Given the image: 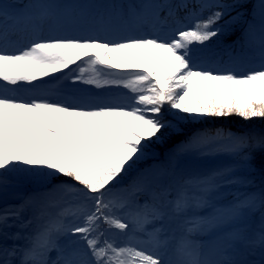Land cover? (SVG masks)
Returning <instances> with one entry per match:
<instances>
[{
  "label": "rangeland",
  "instance_id": "rangeland-1",
  "mask_svg": "<svg viewBox=\"0 0 264 264\" xmlns=\"http://www.w3.org/2000/svg\"><path fill=\"white\" fill-rule=\"evenodd\" d=\"M49 5L54 18L43 28L39 24L33 36L15 35L12 20H0V148L29 150L31 143L23 129L37 136L35 133L47 129L51 120L55 125L74 121L104 136L107 127L119 120L129 121L136 113L137 75L124 79L105 76L99 58L115 63L127 47L146 51L150 44L176 49L168 33L142 31L134 36L141 37L136 41L128 35L121 37L118 24L103 27L101 20H96V26L85 25V18L96 8L94 0H52ZM5 9L4 0H0V11ZM74 9L79 13L76 16ZM259 14L249 56L239 57L246 60L248 68L217 75V81L231 79L248 90L264 89V3ZM193 25L187 27L191 32L196 30ZM177 30L170 35H181L184 29ZM37 47L43 55L35 51ZM89 49L95 54L84 56L76 66L62 64L68 51L82 55ZM28 60L52 80L59 73L61 77L30 87L11 80L13 65L29 68ZM206 115L194 110L188 119L198 123ZM172 116L181 123L187 120L180 104L175 105ZM201 145L174 159L178 176L172 180L153 165L145 166L137 176L140 193L160 199L159 191L174 190L176 196L169 206L180 230L177 242L167 233L165 211L154 209L144 199L143 213L132 201L135 195L124 188L109 195V207L102 213L87 197L57 185L43 191L36 204L24 197L0 204V264H264L260 216L247 240L240 227L251 220L249 212L222 201L227 191L221 186L227 179L221 173L224 168L231 173L239 167L232 160L233 152L218 149L224 145L219 139ZM236 189L235 194H241L242 187ZM104 220L112 226L105 239L94 241L98 222ZM82 249L89 251L87 263L81 261Z\"/></svg>",
  "mask_w": 264,
  "mask_h": 264
},
{
  "label": "trees",
  "instance_id": "trees-1",
  "mask_svg": "<svg viewBox=\"0 0 264 264\" xmlns=\"http://www.w3.org/2000/svg\"><path fill=\"white\" fill-rule=\"evenodd\" d=\"M51 1L4 0L6 9L0 11V20L16 18L20 24L13 27L21 36L34 33L54 18ZM94 2L96 8L85 18V25L96 26V20H101L103 27L118 24L121 37L128 35L136 41L141 40L134 37L138 32L168 33L176 49L150 44L146 51L127 47L115 63L99 58L105 76L139 77L135 82L136 113L128 117L129 121L119 120L107 127L104 136L74 121L55 125L51 120L45 131L35 133L37 136L23 129L31 143L29 150L0 148V204L18 197L36 204L43 191L60 185L87 197L104 213L109 207V195L124 188L132 197L135 195L133 203L140 204L146 198L156 210L165 211L168 234L177 242L180 230L169 206V200L176 196L174 190L159 191L160 199L140 193L142 186L137 176L145 166L153 165L163 170L167 180H172L178 176L174 159L196 144L207 146L219 139L224 145L218 149L232 151V160L239 165L231 173L227 168L221 173L227 179L220 185L227 191L222 201L249 212L251 220L240 227L245 239L251 235L258 216L264 237V89L248 90L231 79H214L248 68L246 60L240 61L239 57L249 56L254 45L251 37L255 23L260 21L264 0ZM73 12L75 16L79 14L77 9ZM191 21L194 32L187 28ZM178 28L184 29L181 35H170ZM35 51L42 54L40 47ZM94 54L90 49L82 55L68 51L69 57L62 64L72 68L84 56ZM28 64L29 68L26 64L13 65V76L9 78L30 87L61 77L59 73L52 80L30 65V60ZM176 104H180L187 118L185 123L172 116ZM194 110H203L207 115L195 123L188 119ZM239 186L241 194H235ZM111 226L109 221H99L92 239L100 242ZM81 252V261L87 263L89 251Z\"/></svg>",
  "mask_w": 264,
  "mask_h": 264
}]
</instances>
